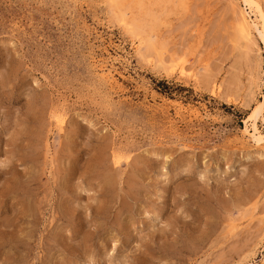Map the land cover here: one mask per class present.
<instances>
[{
  "label": "rangeland",
  "instance_id": "rangeland-1",
  "mask_svg": "<svg viewBox=\"0 0 264 264\" xmlns=\"http://www.w3.org/2000/svg\"><path fill=\"white\" fill-rule=\"evenodd\" d=\"M119 3L0 0V264H264L252 13Z\"/></svg>",
  "mask_w": 264,
  "mask_h": 264
},
{
  "label": "bare ground",
  "instance_id": "bare-ground-1",
  "mask_svg": "<svg viewBox=\"0 0 264 264\" xmlns=\"http://www.w3.org/2000/svg\"><path fill=\"white\" fill-rule=\"evenodd\" d=\"M236 2V1H235ZM244 6L248 9L249 12L252 13L253 19H247L245 17V14H243L242 9L241 12L235 15V21H236V28L237 29V35H239L241 38L244 39L246 43L251 42L252 38V32L254 31L255 34H257L259 39L263 43V49H264V7L262 4L259 3V0H242ZM110 4V2L108 1ZM111 3L115 5H119V0H111ZM262 3V1H261ZM128 4V2H127ZM232 4V3H231ZM235 5V4H233ZM179 7V6H178ZM235 7V6H234ZM236 10H240L236 8ZM244 10V9H243ZM245 11V10H244ZM115 12V11H114ZM247 12V11H245ZM244 12V13H245ZM247 15V14H246ZM249 15V14H248ZM251 17V16H250ZM119 22H121L124 25H128V19L125 17V13L121 11L119 13L118 17ZM126 30V29H125ZM128 31V30H127ZM140 39V38H139ZM138 39V40H139ZM236 39V38H235ZM253 39V38H252ZM151 40V39H150ZM254 40V39H253ZM256 40V38H255ZM254 40V42H255ZM149 40L147 39V42ZM236 41V40H235ZM239 41V40H238ZM244 43V42H243ZM143 44V43H142ZM141 45V43H140ZM139 45V46H140ZM242 45V44H241ZM244 45V44H243ZM138 46V47H139ZM152 46L148 45V48ZM251 47H253L251 45ZM254 49V48H252ZM158 55V54H157ZM160 55V54H159ZM158 58V57H157ZM259 59V58H258ZM174 59H169V65L168 68H174L177 67L179 73L185 72L184 65L183 64H174ZM153 62V61H152ZM98 64V63H97ZM100 64V63H99ZM160 65V64H159ZM94 66V64H93ZM102 66V65H101ZM95 67V66H94ZM162 67V66H161ZM189 67V66H188ZM187 69V68H186ZM98 70V69H97ZM187 71V70H186ZM104 73V71H103ZM110 73V72H109ZM104 75V74H103ZM113 77V76H112ZM264 80H262L263 82ZM258 83V82H257ZM112 85V84H111ZM256 85V84H255ZM263 94V93H262ZM195 112V111H194ZM199 112V111H197ZM62 118V117H61ZM260 120L261 122H264V94L262 96V100L255 103V105L252 107L251 111L245 116L243 119V126L240 129L241 133L248 136V138L253 142L255 146H260L262 142H264V134L259 130L257 121ZM59 123L62 122V119L57 120ZM40 122V121H39ZM40 130V129H39ZM241 137V136H240ZM37 143V142H36ZM252 144V145H253ZM251 146V145H250ZM254 146V147H255ZM262 148V147H261ZM260 148V149H261ZM264 148V147H263ZM264 150V149H263ZM112 151V150H111ZM116 153V151H115ZM120 154V153H118ZM115 155V154H113ZM117 157V156H116ZM116 159V158H115ZM119 160V159H118ZM112 180V178H111Z\"/></svg>",
  "mask_w": 264,
  "mask_h": 264
}]
</instances>
